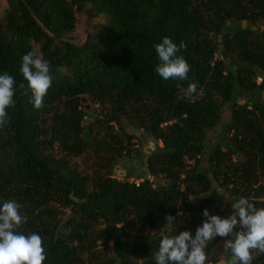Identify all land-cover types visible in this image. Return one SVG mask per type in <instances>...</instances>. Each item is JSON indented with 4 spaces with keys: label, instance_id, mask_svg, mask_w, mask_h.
Masks as SVG:
<instances>
[{
    "label": "trees",
    "instance_id": "16d2710c",
    "mask_svg": "<svg viewBox=\"0 0 264 264\" xmlns=\"http://www.w3.org/2000/svg\"><path fill=\"white\" fill-rule=\"evenodd\" d=\"M5 3L0 74L23 82L21 58L32 51L49 63L52 77L40 109L30 92H18L0 128V205H22L16 231L42 237L43 264H155L162 236H194L204 209L224 218L240 197L264 207V0ZM77 14L90 28L81 45L69 39ZM164 36L185 43L178 55L190 65L189 79L155 72L154 45ZM190 82L197 90L188 97ZM84 100L105 119L86 113ZM225 105L224 140H212ZM123 119L161 146L140 159L142 176L133 163L118 180L114 163L135 152ZM94 147L105 148L112 166L91 183L69 159ZM166 215L176 217L171 228ZM224 239L207 244L206 264H216L212 246ZM110 242L109 255L96 251L97 243ZM252 254V264H264V254Z\"/></svg>",
    "mask_w": 264,
    "mask_h": 264
},
{
    "label": "clouds",
    "instance_id": "9594fccd",
    "mask_svg": "<svg viewBox=\"0 0 264 264\" xmlns=\"http://www.w3.org/2000/svg\"><path fill=\"white\" fill-rule=\"evenodd\" d=\"M185 47L183 41L178 46L168 36L154 45L159 60L155 72L161 78L189 79L190 65L183 55H178ZM19 71L23 77L19 84L7 72L0 74V128L9 123L7 110L15 105L18 92H30L29 102L40 109L52 86L49 63L35 52L22 56ZM196 90L197 84L190 82L185 94L191 97ZM231 207L232 214L224 218L204 209V220L194 236L187 230L178 235H163L153 254L155 264H206L205 248L217 237L225 238L223 247L225 253H230V258L226 262L222 259L220 264H252L253 250L264 254V207H255L245 197L236 199ZM21 208L20 203L11 199L0 205V264H43L46 256L42 237L34 232L25 235L16 231L24 223ZM164 219L169 228L176 221L172 215Z\"/></svg>",
    "mask_w": 264,
    "mask_h": 264
},
{
    "label": "rangeland",
    "instance_id": "374dc122",
    "mask_svg": "<svg viewBox=\"0 0 264 264\" xmlns=\"http://www.w3.org/2000/svg\"><path fill=\"white\" fill-rule=\"evenodd\" d=\"M6 7L7 6L5 0H0V19L3 17ZM259 29L260 31H264V25L261 24ZM89 32H90V28L87 23V20L82 14H77L76 29L70 35L69 37L70 41L75 45H81L85 41L86 36ZM259 83H260V79L257 80V84ZM242 98L243 100H245L246 98L255 99L256 94L254 93L251 95L244 94L242 95ZM82 109L86 113H89L91 117H94V114L99 112L97 118H94L95 120L99 119L100 121H102V119L103 120L105 119L102 118V115L100 114L98 107L88 100H84ZM229 119H230V105H225L222 107L221 120L217 125V127L209 134V138L212 140L223 141L224 135L222 133V128L225 124L228 123ZM87 122L88 119L84 118L83 124L86 125ZM121 126L127 135L133 136L132 143H134L133 150H135V152L133 154L134 156L132 157L125 156L121 159H118L114 163L115 168L111 174L118 180H122L121 177L132 169L133 163H136L137 168L134 170V175L142 176V174L145 172V167L141 165L140 159L143 158L144 160L152 148H154L157 145L158 146L161 145L151 140L144 132H142V130L132 126L129 120L126 119L121 120ZM94 133H98L100 136H102L101 134L102 130H100L96 124L94 126ZM69 160L71 164L81 172L82 175L88 177L91 183L98 175L108 174L109 166H112L109 154L108 152H106L104 147H94L91 150L85 152L82 156L73 157ZM212 188L217 189V192L220 193V190L217 188V184H212ZM67 213L69 212L67 211ZM168 231L171 232V230ZM111 247H112L111 242L104 246L100 245V243H97L96 251H100L105 255H109L111 253ZM211 256H212L211 258L216 261V264H220L222 259L226 262L230 258L227 257L229 256V253H225L224 247L223 245H221L220 242H217L216 245L212 246Z\"/></svg>",
    "mask_w": 264,
    "mask_h": 264
},
{
    "label": "water",
    "instance_id": "95a60500",
    "mask_svg": "<svg viewBox=\"0 0 264 264\" xmlns=\"http://www.w3.org/2000/svg\"><path fill=\"white\" fill-rule=\"evenodd\" d=\"M144 161H145V159H144ZM146 178H147V176H146ZM153 181H156V179H154Z\"/></svg>",
    "mask_w": 264,
    "mask_h": 264
}]
</instances>
